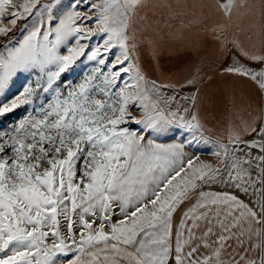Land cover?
Segmentation results:
<instances>
[{"label": "snow or ice", "instance_id": "obj_1", "mask_svg": "<svg viewBox=\"0 0 264 264\" xmlns=\"http://www.w3.org/2000/svg\"><path fill=\"white\" fill-rule=\"evenodd\" d=\"M142 3L0 0V117L31 109L0 132V264H264V105L215 162L192 155L208 144L199 70L146 75L128 31ZM260 28V48H220L264 93V7ZM78 61L91 70L66 82ZM230 241L243 252L225 261Z\"/></svg>", "mask_w": 264, "mask_h": 264}, {"label": "crops", "instance_id": "obj_2", "mask_svg": "<svg viewBox=\"0 0 264 264\" xmlns=\"http://www.w3.org/2000/svg\"><path fill=\"white\" fill-rule=\"evenodd\" d=\"M228 0H185L178 1L175 8L190 9L183 16L179 29H170L168 22L163 32L149 37L143 44V54L135 61L145 72L153 73L157 82L178 86L188 74L198 73L201 97L198 101L199 118L204 137L216 142L227 143L231 130H242L261 115L264 93L258 86L238 76L224 72L226 58L221 51L220 41L227 38L239 39L246 46L253 44L260 48L261 12L264 0H234L231 14H226L221 5ZM172 3L165 0L163 8L170 9ZM149 42H156L150 44ZM256 67V66H253ZM189 89H182L185 94ZM260 126L259 121L255 124ZM250 138V137H246ZM243 239H247L244 237ZM253 236L247 246L259 243ZM224 253L223 259L229 261L237 248L235 241Z\"/></svg>", "mask_w": 264, "mask_h": 264}, {"label": "rangeland", "instance_id": "obj_3", "mask_svg": "<svg viewBox=\"0 0 264 264\" xmlns=\"http://www.w3.org/2000/svg\"><path fill=\"white\" fill-rule=\"evenodd\" d=\"M165 0H143V3L140 7L136 9V14L131 17L130 20V26H129V34L133 37V39L130 41V43L135 44V49L133 51V59L135 60L136 57L138 59L139 54H143V44L145 41L154 35L160 34V32H163V28L166 26L168 22L171 23V26H169V32L170 29H179L180 23L183 21V16L186 18L187 13H191L190 9H183V8H175L176 3L178 1H185V0H168V2H171L173 5L170 9L163 8V2ZM72 0H63V3L67 6L71 4ZM87 15H91V13H87ZM186 20L191 22V18H186ZM23 23L22 21L20 22ZM92 25L89 24V27ZM151 45L156 44V42H149ZM92 64L90 62L85 61V63L82 65L80 62H77V65L75 66V70L65 75V81L66 82H72L73 84L79 83L82 81L84 75L88 73L91 70ZM142 67V65H141ZM143 68V67H142ZM146 75H148L150 78L155 79L154 74H149L148 72H145ZM194 74H188V77L190 78ZM202 74L198 73V76H201ZM156 80V79H155ZM23 83V81L18 82L17 86L14 87L9 93V99L16 94L17 88L19 87V84ZM168 95H172L171 90H166ZM183 94V93H181ZM0 99H3L0 97ZM39 103V101H37ZM175 107V105H173ZM30 107L27 105L21 106L18 109H16L14 112L7 114L4 117H0V132L7 131L11 129L14 125L18 124L20 120L24 119L30 111ZM205 140L208 141L207 145H202L201 152L200 153H191L192 155H199L200 160L207 161V162H215L217 157L214 156L212 153L216 150H218V145L221 143L213 142L205 137H203ZM57 264H67V259L64 257H60L57 261Z\"/></svg>", "mask_w": 264, "mask_h": 264}]
</instances>
